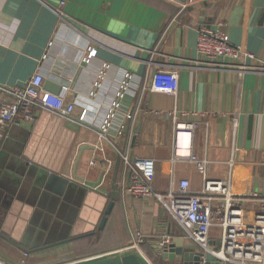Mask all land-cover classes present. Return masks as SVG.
<instances>
[{"label":"crops","instance_id":"0c3cea01","mask_svg":"<svg viewBox=\"0 0 264 264\" xmlns=\"http://www.w3.org/2000/svg\"><path fill=\"white\" fill-rule=\"evenodd\" d=\"M218 21L233 45L256 58L242 54L206 66L196 50L198 27ZM89 46L95 55L84 63L82 50ZM102 62L109 64L107 73L93 88ZM261 62L264 0H0V86L21 85L40 72L44 89L56 92L45 82L59 85L57 93L67 86L64 98L75 103L74 116L87 111L84 124L36 109L31 121L0 126V233L26 250L90 232L98 239L97 224L117 194L128 241L122 243L117 234L108 240L114 247L76 260L131 249L136 231L156 255L154 247L165 237L194 243L159 200L126 191L130 172L120 157L154 158L157 191L182 178L191 191H199L204 177L195 163L170 159L173 109L179 123L194 119L182 110L197 112L192 153L206 160L207 177H224L228 160H235L248 218L264 198V72L254 69ZM158 69L176 71L175 94L150 88ZM125 72L132 74L131 90L109 128L111 141L99 149L96 126ZM219 239L220 229L212 226L209 242L216 245ZM137 251L153 264L140 245ZM31 252L0 236V256L8 260L15 255L47 264L66 258L57 252L39 261Z\"/></svg>","mask_w":264,"mask_h":264},{"label":"built area","instance_id":"2783aa9c","mask_svg":"<svg viewBox=\"0 0 264 264\" xmlns=\"http://www.w3.org/2000/svg\"><path fill=\"white\" fill-rule=\"evenodd\" d=\"M53 10L56 14L61 12L59 7H53ZM221 25L222 22L218 21L216 24H201L198 27L196 50L203 57L206 66L215 68L224 65L219 63L218 59L238 58L240 53L256 58L253 53L244 52L233 45L228 34L221 29ZM95 51L91 46L82 50L81 61L88 63L95 55ZM108 65L107 62H102L99 66L93 80V88L100 85L107 73ZM228 66L230 64L226 65ZM254 69L264 72V62L254 66ZM131 78L132 74L129 72L122 75L114 97L108 103L96 126L98 138L96 145L99 149L105 142L111 141L109 128L119 119L121 99L131 90ZM42 82V74L35 72L21 85L0 86V126L13 120L31 121L36 109L47 110L78 124L86 123L85 108L81 109L78 116H74L75 103L65 100L64 93L67 86L63 85L61 92L57 93L44 89ZM150 88L154 91L175 94L178 88L176 71L172 69L154 71ZM168 115L173 120L170 159L195 163L204 177L201 189L191 191L189 180L182 178L176 185L171 182L165 192L157 191L152 187L155 173L154 158L132 157L128 153H122L121 160L130 172L126 191L132 196L142 198L152 196L159 200L178 223L186 238L193 241L200 249L210 251L223 262L264 264V198L258 201V208L246 218L242 205L243 194L233 173L235 160L232 158L228 160L224 177H207L206 160L192 153L193 130L199 124L197 112L182 110V116L194 118L182 123L177 122L176 109L169 111ZM90 163H94V159H91ZM212 226L220 229V239L216 248L209 244V231ZM143 240V234L136 231L135 238L128 246L138 247ZM167 241L169 237L164 238V242Z\"/></svg>","mask_w":264,"mask_h":264},{"label":"water","instance_id":"95a60500","mask_svg":"<svg viewBox=\"0 0 264 264\" xmlns=\"http://www.w3.org/2000/svg\"><path fill=\"white\" fill-rule=\"evenodd\" d=\"M243 53H240L242 56ZM45 86L50 87L48 89H52L54 91H58L59 85H52L51 83L45 82ZM117 168V167H116ZM116 172V171H115ZM130 173L128 174L129 179ZM116 173L113 176V189H117V185L115 183ZM117 198L116 195L111 196V200L108 201L104 213L101 216L98 224L97 230L103 228L107 213L110 211L113 200ZM0 236L7 241L11 242L14 246L23 249V251L29 253L34 250H39L42 248H46L49 244H43L36 248L25 249L24 247L20 246L19 244L13 242L9 238H6L0 233ZM59 243V242H57ZM158 251V256L164 261H171L174 264H226L221 259L215 257L208 250L200 249L195 243H186L183 238H173L167 242H164V239L159 241L156 246L154 247ZM0 264H2L0 262ZM67 264H149L146 260L141 256V253L134 249H128L125 251H115L106 254H101L97 256H93L90 258H85L81 260L72 261Z\"/></svg>","mask_w":264,"mask_h":264},{"label":"trees","instance_id":"16d2710c","mask_svg":"<svg viewBox=\"0 0 264 264\" xmlns=\"http://www.w3.org/2000/svg\"><path fill=\"white\" fill-rule=\"evenodd\" d=\"M118 205H119V199H115L114 204L112 205L110 211L107 213L106 222L103 228L100 229L99 231L98 239L95 238L94 232H90L83 235H73L67 239L65 238L63 240H59L58 241L59 243L55 245L57 247H60L61 251L59 253H61L63 257H74V258L84 257L89 254L98 253L102 250L114 247L112 246L113 244H108V240L111 237L120 233L121 234L116 238L118 239L121 238L122 243L128 241L129 236L127 237L122 236L124 234V231H126V228L121 226L124 223H123V216L118 211ZM112 231L115 233H113ZM112 233H113L112 236H108L109 234ZM115 245H120V244H115ZM140 248L145 250L146 254L148 255L149 259L153 262V264H165L164 262L161 261L160 257L154 254V252L148 247H146L144 243L140 244ZM22 261L30 264L32 263V262H28L27 260H22Z\"/></svg>","mask_w":264,"mask_h":264},{"label":"rangeland","instance_id":"374dc122","mask_svg":"<svg viewBox=\"0 0 264 264\" xmlns=\"http://www.w3.org/2000/svg\"><path fill=\"white\" fill-rule=\"evenodd\" d=\"M209 244L212 247H215V248L218 247V244L212 245L210 242H209ZM130 248L137 250V247H130ZM57 252H59V251L56 249V246L52 245V246H49L47 248H42L39 250L32 251L31 253H32V256H34L37 260L41 261V260L46 259V258H51L50 254H57ZM12 256L13 257L11 260L10 259L8 260L5 256H4V258L2 256H0V262L2 264H30L27 262H23L22 260H17L18 258L15 255H12ZM14 256H15V258H14ZM72 261H76V259L74 257H66V258L60 259V257H59L56 260H49V262L47 264H63V263H70ZM28 262H32L31 264H35L34 259H32V257L29 258Z\"/></svg>","mask_w":264,"mask_h":264},{"label":"flooded vegetation","instance_id":"af4514ba","mask_svg":"<svg viewBox=\"0 0 264 264\" xmlns=\"http://www.w3.org/2000/svg\"><path fill=\"white\" fill-rule=\"evenodd\" d=\"M23 260V259H22ZM63 264H67V263H63Z\"/></svg>","mask_w":264,"mask_h":264}]
</instances>
